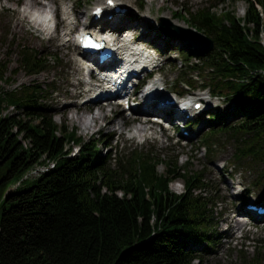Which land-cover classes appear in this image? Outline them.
<instances>
[{
    "label": "trees",
    "instance_id": "obj_1",
    "mask_svg": "<svg viewBox=\"0 0 264 264\" xmlns=\"http://www.w3.org/2000/svg\"><path fill=\"white\" fill-rule=\"evenodd\" d=\"M244 2L240 20L227 9L181 14L215 44L202 56L184 45L179 52L190 71L206 73L213 94L227 90L226 97L237 103L235 124L216 112L208 115L212 125L201 142L207 155H213L218 133L232 134L234 159L259 166V179L264 176V0ZM19 54L29 74L58 61L54 54L24 47ZM6 80L0 70V81ZM185 82L192 85L191 79ZM45 92L41 85L10 91L0 86V264H193L195 259L202 264L200 253L216 232V199L202 170L150 151L102 156L76 127L53 119L42 103ZM67 143L79 145L74 157ZM43 158H55V166L12 190ZM176 178L183 180L182 193L169 187ZM259 242L251 254H241L242 264H264V238Z\"/></svg>",
    "mask_w": 264,
    "mask_h": 264
},
{
    "label": "rangeland",
    "instance_id": "obj_2",
    "mask_svg": "<svg viewBox=\"0 0 264 264\" xmlns=\"http://www.w3.org/2000/svg\"><path fill=\"white\" fill-rule=\"evenodd\" d=\"M25 1L0 0V70L4 71L7 77L6 81H0V86L6 91L19 89L23 85H41L43 88L46 87L47 92L44 94L45 99L42 100V103L49 108L50 113L53 114V119L58 124H63L65 128L76 127L77 133L82 137L83 141H97L98 153L101 155H107L110 150L112 153H114L115 149L118 150V148H115L116 143L114 140L108 148L105 147V144H108L112 136L120 143L119 150L121 152H124L127 147H135L137 151L141 152L152 150L153 154L160 159L176 156L179 165H186L190 170L201 169L203 176L207 180V190L211 193V197L216 199L212 207L214 216L217 219L214 243L208 247V253L201 251L202 264H242L240 260L241 254H251L253 246L259 247V239L264 238V219H256L253 215L243 216L241 217L244 223L243 227L241 228L238 225L241 229H237L229 223L227 216L238 207L245 210L242 204L243 198L246 201L254 202L257 206H264V176L258 179L259 166H253L242 161L238 162L234 159L235 138L227 132L218 133L217 140L219 143L216 142V145L214 144V153L208 156L204 148L200 147L205 134L211 127L210 123L206 121L207 117L205 114L198 115L196 122L191 127L185 125L187 129L189 127L190 129L187 131V137L183 140L180 138L181 134H183L180 129L172 130L169 128L165 130L154 124L153 130L145 133V140H143L142 136L133 137L131 134L135 123L127 127L125 122L121 129L106 127L105 110L99 111L96 108L93 109V114L99 117L97 123L91 125L89 131L83 129L81 122L75 118H69L70 115H76L74 111L71 109L62 113L60 111L63 108V102H75L85 107L87 105L85 102L88 96L91 95L90 93L82 92L76 97L69 96V91L72 89L71 84L77 82V79L83 76L81 68L73 71L69 63V58L78 59L76 52L78 48L75 46L74 34L79 32L82 25L79 21H77L75 26L68 25L62 10L63 4H65L68 7L67 10L70 11L71 8L74 14L70 16L69 20L74 21L77 15L84 13L81 20L89 22L92 19L91 9L97 3H103L104 0H42L52 5V13H55V9H57L56 19L59 27L55 32H49L44 26H42V29L36 30L32 27V17L23 18L22 11ZM117 1L126 4L129 8L128 14L121 16L123 21L125 23H137L134 27L130 24L127 25L129 29L135 30V37L151 41L162 49L161 53L156 51L157 55H159L156 64L157 66L161 65V67L152 78L163 80L165 87L170 91H173L178 80H183L184 78L182 77L188 79L191 75L190 69L183 66L180 61V55L178 54V47L181 45L180 40L172 35L167 36L159 30V17L162 15L172 16L170 19L173 21L183 23L185 21L181 18V14L189 18L200 10L209 9L210 12L219 13L227 9L236 11V15L241 17L246 8L244 0ZM139 2L144 3V6L140 7ZM148 11L152 20L145 18L148 16L146 15ZM151 22L155 23L152 24ZM70 28H72L71 32L65 36L64 32ZM66 39H70L72 43L63 44ZM22 47L37 50L42 55L55 53L60 61L57 64H50L38 74H29L25 68L20 66L19 51ZM191 79L195 80L194 85L196 86L193 89V95L196 98L205 97V101L208 102V106L204 103V106H206L204 112L210 109L209 111H217L223 115L224 112L229 110L233 109L234 111L232 101L223 100L221 97L208 99V89H198L199 85L204 81L203 74L194 72ZM84 88H86L85 85H80V89ZM224 93L228 94L227 90H224ZM55 99H60V102H56ZM53 105H55L54 108L52 107ZM116 109L109 114L115 115V113H119V119L125 120L124 109L121 107ZM70 110L71 112H69ZM8 111L17 112L18 110L9 107ZM78 113L80 114L81 112ZM88 114L89 112L84 110L82 116L88 118L90 117ZM237 121V116L234 115L228 119L227 123L229 125ZM112 125L119 126L120 123L116 120ZM71 145L72 151L75 152L77 146L73 147L74 144ZM157 169L158 172H163L164 166L159 165ZM42 170L43 168H36L29 176L36 177ZM30 183L31 180L26 179L21 182V185ZM226 183L233 185L228 193ZM169 187L175 193L184 192L182 179L170 182ZM244 189L247 190L245 191ZM241 191L242 198H238ZM240 214H243V212ZM236 217H239V215L234 216L232 220L234 221ZM226 229L232 230V236L218 235L220 231L224 232ZM240 230H242L241 233ZM241 234L245 235V237H240ZM197 248L201 249L202 245L197 246ZM193 264H199V261L195 259Z\"/></svg>",
    "mask_w": 264,
    "mask_h": 264
},
{
    "label": "bare ground",
    "instance_id": "obj_3",
    "mask_svg": "<svg viewBox=\"0 0 264 264\" xmlns=\"http://www.w3.org/2000/svg\"><path fill=\"white\" fill-rule=\"evenodd\" d=\"M97 5H101V4L97 3ZM51 7H52V5H50L49 3L44 2L42 0H26L24 3V9L22 11V16H23V18H26L28 16H30V17L33 16L31 19L32 27H34L36 30H40V29H42V26H47L51 21V17L48 15L51 11ZM33 10H36V12L32 14L31 12ZM62 11H63V15L68 20L70 17V14H69V11L67 10V7L64 6ZM57 13H58L57 9H55L54 15L57 16ZM147 14L150 15V12L148 11ZM83 15H84V13L83 14L80 13L79 15H77L76 20L80 22V24L83 26L84 29L90 28L93 25L94 21L91 20V21L87 22V21L81 20V18H83ZM168 17H172V16H168ZM151 18L152 17H150V19ZM69 22H70V24H72L71 21H69ZM175 22L178 23L177 21H175ZM129 24L132 25V27L137 25V23H131V22L126 23V25H129ZM179 24L185 25L184 23H179ZM68 32L69 31H65L64 35L65 36L68 35ZM66 43H72V41L70 39H66L63 42V44H66ZM133 48H134V46H132V45L126 46V50L133 49ZM77 55L80 58L82 56L80 51L77 52ZM69 63H70V66L72 67L73 71H76L79 68H81L82 70L84 69V67H82L81 63L79 62V60L77 58H69ZM71 86H72V89H71V91H69V96L70 97H76V96L80 95L82 92L83 93H89L91 90L100 89L101 83L94 80L90 83H86V85H85L86 88H84V89H80V85L77 84L76 82H73L71 84ZM153 95H156V93H154ZM160 96L163 97L161 94H160ZM138 100L140 101L139 102L140 105L136 107L137 111L140 110L141 112H147L148 110H150V111H153V112L159 113V114L164 113V111H163L164 107H162V108L157 107L156 102L159 101V97L155 98L153 100V102L149 105L145 104V102L143 103L142 97L140 96V94H139ZM197 100H200V99H197ZM55 101L60 102V99H55ZM85 103H87V105L85 107H83V106H81L75 102H63V108L60 111H61V113L64 111H68L69 109L74 111L76 115L75 116L70 115L69 118H75L77 121L81 122L83 129H86L87 131H89L91 129L90 128L91 125H95L97 123V120L99 118L93 114L94 108H96V110H99V111L105 110L104 115L106 117L105 119H107L106 124H105L106 127L110 126L113 129H117V128L121 129V127L123 126L124 120L119 119V113H115V115L109 114L110 112H112L113 110L116 109V105H114L107 98L102 99L101 97H98V96H95L92 98L91 96H89V98L87 99V101ZM55 105H53L52 107L54 108ZM68 105H71V106H68ZM80 109H84L87 112H89L90 114H88V116H90V117L84 118L82 116V114L84 113V110L81 111ZM71 110L69 112H71ZM78 112H81V113L83 112V113L79 114ZM67 115H68V113H67ZM169 118H172V116L169 115ZM116 120L119 121V123H120L119 126L112 125V123L116 122ZM133 128L135 130L133 132V135H135V133L138 132L139 136L142 135L143 133L148 132L149 130H153V126L147 120L138 121L137 123H135V126H133ZM141 132H143V133H141ZM42 161L43 162H41L40 164L35 165L24 177L25 178L26 177L31 178L32 176H29V174L32 173L34 170H36V168H43V170L38 174V175H40L41 173H43L47 170H50L51 168L54 167L55 162L53 160L43 158ZM232 187H233V185L231 183H226L227 193L229 192V189H231ZM241 212H244V210L241 207H238L235 210H232L231 213L227 216V218H228L227 220L229 221V223H231L234 226V228L236 227L237 229H240L239 227H241V228L243 227L244 223L241 220V215H240ZM237 215H239V217H236L233 221L232 220L233 217L237 216ZM238 225H239V227H238ZM220 233H221V235L232 236V230H230V229H226L224 232L220 231Z\"/></svg>",
    "mask_w": 264,
    "mask_h": 264
},
{
    "label": "water",
    "instance_id": "obj_4",
    "mask_svg": "<svg viewBox=\"0 0 264 264\" xmlns=\"http://www.w3.org/2000/svg\"><path fill=\"white\" fill-rule=\"evenodd\" d=\"M167 25L170 34L177 35L181 40H184L187 45L191 46L197 53H207L213 46L214 42L211 38L207 37L201 32L194 30L193 28H185L180 25L174 24L169 19H161V27L164 30V26Z\"/></svg>",
    "mask_w": 264,
    "mask_h": 264
}]
</instances>
